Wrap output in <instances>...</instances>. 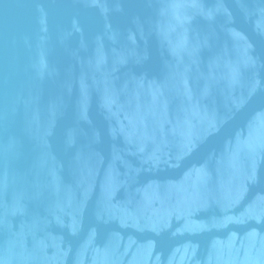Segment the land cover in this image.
Returning a JSON list of instances; mask_svg holds the SVG:
<instances>
[{"label": "water", "instance_id": "water-1", "mask_svg": "<svg viewBox=\"0 0 264 264\" xmlns=\"http://www.w3.org/2000/svg\"><path fill=\"white\" fill-rule=\"evenodd\" d=\"M0 264H264V0H0Z\"/></svg>", "mask_w": 264, "mask_h": 264}]
</instances>
